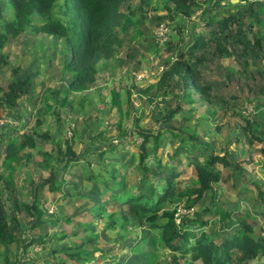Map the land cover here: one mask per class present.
<instances>
[{
	"label": "trees",
	"instance_id": "trees-1",
	"mask_svg": "<svg viewBox=\"0 0 264 264\" xmlns=\"http://www.w3.org/2000/svg\"><path fill=\"white\" fill-rule=\"evenodd\" d=\"M131 1L133 0H0L2 3L0 15L2 13L3 16L2 26L0 25V47L14 37L20 39L23 34L29 33L35 37L36 34L43 33V37L58 38L56 42L69 54L64 55L61 67L63 70L61 76L65 78V82L53 91L56 94L60 93L61 103L73 104L75 99L69 98L68 94L89 89L95 84L97 75L101 72L112 71L115 75L127 72L126 68L121 72L119 67L124 62L125 54L118 48L123 40L121 33L127 30L128 24L132 25L138 21L141 23L149 9H157L156 6L152 7V0H137L132 2L128 12L123 11L122 3H131ZM155 1L158 7L166 10L163 16H159L157 23L178 17L188 20L187 23H189L197 13H199V20H208L205 29L187 42L186 47L181 45L186 28L181 23H177L175 29L180 39L176 43V53H172V56L170 55L167 59H161L162 63L159 64L161 70L154 82H143L144 87H138L144 92H152L149 100L161 96L163 102L167 103L165 96L171 93L178 101L173 106L169 104L158 107L154 116L157 122L156 128L153 127L155 129L138 124L143 114L135 117L134 126L129 128L125 127L127 117L118 120L117 129L111 123L118 137L126 135L124 140L127 145L135 143L134 134L142 138L139 142L135 139L138 143V152L128 153L126 160L122 157L116 159L117 169L114 168L113 171L104 168V154L107 149L112 150L111 142L100 141L106 134L104 129L95 134L96 141L99 143H89L82 153L77 152L71 145V138L75 135L74 130L70 137L65 132L59 133L56 149L50 151L37 148L38 159H34L36 156L32 155L31 150L21 155L18 151L27 146L34 148L37 136L40 134L46 137L49 135L48 132L33 133V130L29 129L27 133L23 132L17 137H10L5 145L4 160L8 158L10 161L11 158L18 159L25 156L24 162L29 164L33 160L35 167L31 169L29 167L25 175L17 180L13 177L12 171L7 175L0 173V264H96L107 258L108 252L116 256L117 250L112 251L109 248V251L91 244L99 236L103 237L100 233L102 228H115L117 222L114 220H111L109 224L105 223L103 227H100L99 232H94L90 237H79V241L64 240L70 233L63 229L60 235L49 236L48 231L43 227L48 222L43 218V203L47 192L56 195L58 201L70 203L67 208H74L73 213L79 208H85L84 205L87 204L84 203L85 201L77 205L75 199L76 197L84 198L85 193L89 192L82 193L79 188H76L79 181H66L64 170L74 163L88 166L87 163L92 161L91 156L95 153H97L101 169L97 173L88 169L87 173L83 174V178L91 185L99 186L98 192L95 193L97 197L93 201V207L97 206L99 210L97 215H101V210L105 206L116 204L121 207V211L119 210L122 212L121 227L126 229L127 233L134 232L131 225L127 230L129 218L137 219L140 225L145 224L148 230L155 232L149 241L153 248L158 249L154 263L146 258L148 254L145 253L141 255L142 258L137 263L131 261L124 264H156V262L158 264L161 251L164 254H170L174 264H195V261H200L201 264H264V183L250 180L256 192L251 202L247 201L250 209L247 207L242 210L237 204L223 205L215 199V184L221 179L223 169L228 174L227 177L224 175V180H231L238 190L247 189L242 181L249 177L246 176L242 161H236L235 150L231 156L225 153L220 154L215 144L210 142L207 145L205 140L200 139L197 131L196 134L190 135L185 133L181 126L172 123L177 115L187 113L188 109L182 107L183 101L191 102L197 99L207 101L209 105L206 108V114L202 117L212 120L217 116L216 109L212 105L220 108L219 102L224 101V106H231L228 108L232 112V107L235 105L238 110L241 108L239 115L242 119L237 124L240 131L235 132L234 136L235 148H238L239 141H248L250 144L256 140L264 142V116L257 118L251 112L243 113V107L237 106L238 103L234 100L237 95L232 91L231 85L222 83L217 85L215 90L213 81L206 78L204 72L205 63L211 66V62L217 55L245 61L244 70L248 76L244 78V85L250 95L264 97V64L261 63V60H264V32L258 31L264 28V0H247V3L240 8H235L238 6L237 1L227 0L224 3L227 5L223 4L224 8L218 13H212V11L217 8L221 0ZM210 2L212 4L208 6ZM67 11L70 16L66 15ZM79 18L81 21L78 20ZM254 24H259V29H253ZM137 30L139 31L138 28ZM135 34L138 32L135 31ZM49 42L42 39L41 45L45 52ZM164 42L171 46L170 39ZM164 42H161L159 46L162 49L165 47ZM38 51L33 54L36 55ZM39 53L41 54V51ZM126 54L134 55L131 50H128ZM1 56L0 67L8 63L3 61ZM43 57L46 58V56ZM39 58L37 55V62L40 61L41 58ZM251 64L255 69L249 68ZM124 65L122 64V68ZM9 70L15 75L5 80L6 87L0 85V89L3 90L0 95V114L3 111L10 113L11 109L17 108L20 101L31 99L35 92V83L30 73H20L18 66H9ZM174 84L178 85L177 91H175L176 87H173ZM112 93V103L120 104L119 92L112 90ZM56 94L53 97L55 99ZM49 96L52 97L48 91L45 99ZM53 108L58 110L55 105ZM47 112V109H40L38 116L41 117ZM234 112L237 113V111ZM57 118L59 119L60 116L57 115ZM175 139L178 140L177 143H174ZM148 141L150 144H147ZM164 146L172 149L167 156L168 159L172 158L173 162L180 163L182 161L178 158V154L185 152L187 160L193 165L195 177L191 178L184 187L177 183L180 180L177 178L179 172H176V169L167 171L161 161L158 148ZM207 146L212 147L211 150L202 151L206 150ZM227 153L230 152L227 151ZM81 161L84 163H80ZM133 165H137L139 173L137 176L134 175L135 185L131 188L129 182L124 180L127 174L126 168ZM6 166L12 170V164ZM38 170L44 171L46 176H38L36 174ZM157 174L165 176L160 179L161 182L152 183ZM30 188L31 200L27 195ZM90 194L94 196L93 191ZM144 197H146L145 200ZM208 197H213L212 203H209ZM198 201L204 202L203 206L197 204ZM168 204L172 206L167 207ZM63 206L61 203V209ZM258 208L263 209L260 215H256L259 212ZM181 209L185 211L181 212ZM221 211L224 212L225 216L222 217L224 220L231 215L235 216V219H229L235 226L230 230H224L223 233L220 229L209 228L210 221L217 215L220 216ZM93 215L96 216V213ZM252 216L260 217L261 221L252 219ZM71 218H76V215L71 217L68 214L66 222L70 224ZM253 222L260 227V233L257 236L252 233ZM79 224L82 228L73 229L71 233L80 234L88 227L93 229L95 223L83 221ZM35 227H41L40 233L31 234ZM51 240L55 242L47 248V243ZM12 243H15L14 246L11 245ZM33 244H40L42 251L33 252L22 260V255H27ZM167 259L170 260V256ZM179 259H182V263L178 262ZM114 261L118 262L119 258L116 257ZM122 262L125 260L120 261L119 264Z\"/></svg>",
	"mask_w": 264,
	"mask_h": 264
},
{
	"label": "rangeland",
	"instance_id": "rangeland-1",
	"mask_svg": "<svg viewBox=\"0 0 264 264\" xmlns=\"http://www.w3.org/2000/svg\"><path fill=\"white\" fill-rule=\"evenodd\" d=\"M137 1L133 0L131 3L124 2L122 3V10L125 12L129 11L130 5ZM215 1V0H214ZM227 0H223L220 2V5L223 4ZM243 4L247 3V0H242ZM133 2V3H132ZM6 3V2H4ZM152 7L157 9H149L146 17H144L141 23L136 22L135 24L129 25L126 27L127 30L121 33L122 43L118 47L121 53H125L123 55L124 62L122 64H126L128 66L127 72L123 74H117L111 72L100 73L97 75V80L95 84L91 85L89 89L76 92L69 93V98L72 97L75 99V102L71 104L61 103L60 101V93H54V88H60L61 83L65 82V78L62 75V62L64 60L63 53L61 51L62 47L58 44L59 39L55 36L43 37V33L36 34V37L29 33L28 35L23 34L20 39L12 38L9 41L5 42L3 47H0V55L3 61L8 62L7 65L0 67V85L6 87V81L10 78L11 75H15L13 72L9 70V66L14 67L18 66L20 68V73H30L32 75V79L35 83L34 87V96L30 99L29 103L26 105L25 110L23 111L24 119L27 120L24 123L22 120L20 124L16 125H6L14 126L18 128L12 137H17L20 133H27L29 129L33 130V133L39 132H48L49 135L44 137L40 134L37 136L34 148L25 147L23 149L20 148L18 151L19 155L25 153L27 150H31L33 152V156L38 154L37 148L47 149L50 151H54L58 146L57 142V134L65 132L68 137L72 134L74 130L75 135L74 138H71L73 148L78 152H84L83 149L89 146V143L98 144L99 141H96L95 134L98 133L101 129H104L106 134L102 136L100 141L102 142H111V147L113 150H109L105 152V162L104 168L108 171H113L114 168L117 169V160L119 157H122L124 160L127 159L128 153H137V142L141 139V136L134 134L135 143L132 145H127L125 142V137H118L114 127L118 128V120L123 117H127L128 120L125 123V127H132L135 124V117L142 115V118L139 120V125L151 126L152 129L156 128L157 122L154 120L155 111H157L158 107L161 105H169L172 106L176 104L178 101L177 98L173 97L172 94H168L165 96L166 102H163L161 96L153 100H149V96L152 94L151 91H142L139 88L144 87L145 84L143 82H154L158 74L161 70V66L159 65L161 59L172 56L177 49L176 43H178L179 39L177 31L175 29V25L177 23H181L185 26L186 31L184 33V40L181 41V45L186 47L187 42L191 40V38L196 34L195 26L198 27L200 25H206V21L202 20L199 22V16H195L189 23L188 20H182L181 18H176L174 20H161L159 23V16H163L166 10L161 9V7L157 6V2L152 0ZM227 5V4H224ZM128 6V7H127ZM243 6V5H242ZM0 8H2V3L0 2ZM224 7H218L213 9V13H218ZM235 8H240V6H236ZM67 16H70L68 11L66 12ZM79 21L80 18L78 19ZM195 22V24H193ZM3 16L2 13L0 15V25L2 26ZM162 23H166L168 25V32L166 33L164 38H160L159 41L155 38V30L156 36L161 35L165 27L162 26ZM81 27V24H79ZM253 29H259V24L252 25ZM139 29V32L137 30ZM195 30V32H194ZM204 30V29H203ZM199 30V33L201 31ZM135 31L138 34H135ZM258 31L264 32V28L259 29ZM50 41L48 44V49L44 50L41 45L42 39ZM170 39L169 46L168 44L163 43L165 45L164 49L160 48L161 42L163 40ZM165 40V41H166ZM62 43V42H61ZM159 43V44H158ZM175 44V45H174ZM158 45V46H157ZM158 49V51H156ZM41 51V54L38 53L35 55L33 52ZM128 50H131L134 55L130 56L126 54ZM43 52V53H42ZM119 52V55L122 56ZM176 53V52H175ZM37 55L41 58L39 62H37ZM42 55V56H41ZM50 55V56H49ZM43 56H46L43 57ZM49 56V59L48 57ZM163 61V60H162ZM261 63L264 64V60H261ZM121 64V65H122ZM126 66V67H127ZM121 67V66H119ZM205 73L206 78L211 79L215 87L213 89L216 90L217 85H221L222 83H227L231 85V89L237 97L234 99L237 101V106H246V103L252 104L253 108L255 106H260L264 109V101L263 99H258L257 95H250L243 81L244 78L248 76L245 72V61H237L235 58H230L228 56H216L215 59L211 62V66L205 63ZM250 69H255L252 67V64L249 66ZM102 69V68H100ZM102 71V70H101ZM135 78V79H134ZM119 87L121 89H119ZM139 87V88H138ZM173 87H176L175 91H177L178 85L174 84ZM112 90H117L119 92V102L120 104L112 103ZM50 92L52 97H48L45 99V94ZM174 90H172L173 92ZM3 90L0 89V95ZM56 94V99L53 98ZM79 95V96H78ZM239 95V96H238ZM264 95V94H263ZM77 96V97H76ZM86 96V97H83ZM76 97V98H74ZM197 99V98H196ZM221 104L220 108L212 105L217 112V116H215L214 120L211 118H203L206 114V108L209 103L207 101L197 99L192 100L191 102L183 101L182 107L184 109H188L187 113H180L173 119V124L176 126H181L185 133L193 135L192 133L199 134L200 139L206 141V144H210V142L216 144V150L220 151V154L225 153L228 156H231V153L235 150L236 153V161H242L243 169L246 173V176L249 178L247 180L242 181L244 186L247 187L245 190L237 189L231 180H224V175L227 177L226 170L223 169V174L221 179L215 184L216 194L215 199L221 202L223 205H240L241 209H250L248 200H252L255 196L256 192L254 189V184L250 181L251 179L259 178L264 179V142L263 141H254L250 144L248 141H239L238 148H235L234 140L235 137L231 135L232 130H236L238 128L237 123L241 121V116L239 115L238 108L236 105L233 108V112L230 108L231 106H224L225 102H219ZM58 107V110L54 109ZM47 109V113L43 116H38L40 109ZM234 111H237L235 113ZM50 112V113H49ZM57 115L60 118H57ZM246 116V115H245ZM39 117V118H37ZM62 117V118H61ZM18 122V120H17ZM113 123L114 127L111 126ZM23 124V126H22ZM111 126V127H110ZM25 127V128H24ZM106 127V129H105ZM155 127V128H153ZM2 127L1 129H3ZM168 134V132H166ZM2 135V134H1ZM231 135V140L229 136ZM3 143H2V156H0V173L3 174H11L13 172V177L17 180L19 177L21 179L22 176L25 175L27 169L34 168L33 160L29 162V164L25 163V156H21L17 159V157L11 158L10 161L5 157V145L7 140H4V136L2 135ZM119 142L114 143L118 140ZM230 141H229V140ZM99 140V139H98ZM178 140L175 139L174 143H177ZM150 141L147 142V144ZM198 143L197 141H194ZM199 144V143H198ZM108 146V145H107ZM164 148V149H162ZM212 147L207 146L206 150H202L207 152L211 150ZM125 151H122V150ZM227 149V150H226ZM172 151L171 147L164 146L158 148V154L162 158V162L165 165V169L167 171L171 169H176V172H179L177 178L180 179L177 181L178 185L184 187L191 178L195 177L193 173V165L189 163L187 160V155L185 152H181L178 154V158L182 162L175 163L174 159H168V155ZM229 151L230 153H227ZM87 152V151H86ZM191 152V151H190ZM91 157L94 158L91 162H88V166H81V164L74 163L70 164L67 170H64V179L66 181H79V184L76 188L80 189V192L84 193L88 191L89 193H85L86 197H76L77 205H80L83 201L87 203L85 208L77 209L76 212L73 213L74 208L68 209L67 201L57 200L56 195L51 192L46 193V200L43 203L44 216L43 218L47 219V224L43 225L44 229L47 230L49 236H58L60 232L63 230L68 231L70 234L66 236L64 240H74L79 241V237H90L94 234V232H99L100 227L103 225L109 224L111 220L117 222L115 228H102L100 233L103 237L99 236L97 240L92 241L91 244H96L99 247L104 249L111 248L112 251L117 250L116 256L114 254H108V257L100 260L96 264H119L120 261L125 260L122 264L126 262H134L137 263L139 259L142 258L141 255L147 253V259H149L152 263L156 260V254L158 249L156 247H152L149 243L150 239L153 237L155 232L148 230L144 225H140L138 220L135 218H129L127 223L128 226L133 227V231L126 232V229L121 227L122 217L120 211L121 209L119 205L111 204L109 210H101V215H97L98 209L93 207V201L96 199L97 194L95 191L99 190V186H93L90 182L86 181L83 178V174L87 173L88 169L97 173L101 169V164L98 161L97 153L93 154ZM39 156H36L34 159H38ZM92 158V159H93ZM151 162V157L149 158ZM235 158L233 157V160ZM80 163H84L81 161ZM106 163V164H105ZM12 164V170H10L6 165ZM131 164V163H129ZM125 167V163H123ZM121 169V171L124 169ZM170 168V169H169ZM231 170V169H230ZM255 172V174H254ZM126 179L125 182L128 181L131 188L135 185V176L138 175L139 169L137 165H133L131 167L126 168ZM157 173V172H156ZM36 174L38 176H46L45 172L37 171ZM165 175L157 174L155 176V180L152 183L161 182L160 179H163ZM120 177V175H119ZM79 178V179H78ZM109 180V177H107ZM27 181V180H26ZM101 183V181H100ZM241 183V182H240ZM264 183V181H263ZM79 189H76L79 191ZM28 192V197L30 200L32 199L31 188ZM94 192V196L91 193ZM57 192V191H55ZM81 194V193H80ZM93 199V200H92ZM144 200L146 197L143 198ZM209 203H212L213 197H208ZM52 201L54 203L48 202ZM61 203H63V208L61 209ZM204 202L198 201L197 204L202 205ZM172 205H167L170 207ZM203 206V205H202ZM206 206V203H205ZM99 207V206H98ZM52 209L48 211V209ZM107 209V208H106ZM259 212L256 215H260L263 213V209L258 208ZM222 212V213H221ZM220 216H216L214 220L210 221L209 228L210 229H223L229 230L233 228L235 224H231L229 219H235L234 215H231L226 218V220L222 219L224 217V212L221 211ZM96 213V216L93 215ZM70 214L71 217L76 215V218H71V223L66 222L67 215ZM218 214V212H215ZM214 214V215H215ZM21 215V214H20ZM252 219H259L260 217L252 216ZM79 221V222H76ZM94 222V228L91 227L86 228L85 231H82L80 234H73L71 231L73 229H81V225L79 223ZM253 227V235H258L260 232V227L256 222L252 223ZM41 227H35L31 234L40 233ZM104 229V230H103ZM137 235V236H136ZM136 236V237H134ZM218 240H220L218 238ZM63 241V240H61ZM55 242V240H51L47 243V248ZM15 243L11 245L14 246ZM115 245V246H114ZM41 248L40 244H33L29 249V253L27 255H22L23 258L30 256L33 252H38ZM91 249V247H88ZM42 251V250H40ZM110 251V250H109ZM163 253V254H162ZM166 255L169 256L166 257ZM116 257L119 258L118 262L114 260ZM168 261V262H166ZM178 262L182 263V259H179ZM157 264V262H156ZM158 264H174L172 262V256L170 254H164L161 251L160 256L158 257ZM195 264H201L200 261H195Z\"/></svg>",
	"mask_w": 264,
	"mask_h": 264
},
{
	"label": "crops",
	"instance_id": "crops-1",
	"mask_svg": "<svg viewBox=\"0 0 264 264\" xmlns=\"http://www.w3.org/2000/svg\"><path fill=\"white\" fill-rule=\"evenodd\" d=\"M232 2H236L237 0H231ZM238 2V1H237ZM243 4V2H241V4L240 5H242ZM218 7H223L222 5H217V8ZM66 54H68V53H66ZM65 54V55H66ZM48 57V59H49V56H47ZM30 73H33V72H30ZM23 74H27V73H23ZM33 98V97H32ZM31 98V99H32ZM262 98V97H261ZM261 98H259L258 97V99H261ZM263 99V101H264V98H262ZM30 100V99H29ZM29 100H22V101H20L18 104H17V108L16 109H11V111H10V113H12V114H10L12 117H14L16 120H18V122L17 123H19V125H21L20 124V121L22 120L24 123H26L27 122V120L25 121V119H24V115H23V111L25 110V107H26V105L30 102ZM6 111H3L1 114H3V113H5ZM252 114H254L257 118H259V117H261V116H264V109H262V107H260V106H255L254 107V110H253V112H252ZM239 123V122H238ZM237 123V124H238ZM22 126H23V124H22ZM25 128V127H24ZM16 130H18V128H15L14 126H7V127H5V128H3V129H1L0 130V133L4 136V140L6 139H9L10 137H12L11 135H14L15 134V132H16ZM29 131V130H28ZM240 131V127H238L236 130H232L231 131V134L233 135V136H235V132H239ZM229 138H230V136H229ZM230 140H231V138H230ZM229 140V141H230ZM235 143V142H234ZM215 146H216V144H215ZM112 150H113V148H112ZM2 147L0 146V156H2ZM254 180H258V181H261V182H263L264 181V179H259V178H255ZM248 201H250V200H248ZM251 202V201H250Z\"/></svg>",
	"mask_w": 264,
	"mask_h": 264
},
{
	"label": "clouds",
	"instance_id": "clouds-1",
	"mask_svg": "<svg viewBox=\"0 0 264 264\" xmlns=\"http://www.w3.org/2000/svg\"><path fill=\"white\" fill-rule=\"evenodd\" d=\"M204 1H206V0H204ZM207 1H209V0H207ZM214 1V0H213ZM238 1V6H242V5H245V4H242V5H240L241 4V2H243L242 0H237ZM251 1V0H250ZM221 2H222V0H221ZM212 4V2H210V3H208V6H210ZM219 5V4H218ZM199 11V10H198ZM212 13H213V11H212ZM195 16H199V13H197L196 15H194L193 16V18L195 17ZM199 22H201V19L199 20ZM162 26H164L165 27V30H164V32L161 34V35H159V36H156V39L159 41L160 40V38L162 39V38H164L165 37V35H166V33L168 32V25L166 24V23H162ZM195 29H196V34L195 35H197L198 33H199V30H203V29H205V25H200V26H198V27H195ZM194 32H195V30H194ZM202 32V31H201ZM155 34H156V31H155ZM194 35V36H195ZM193 36V37H194ZM192 37V38H193ZM192 38H191V40H192ZM183 39H185L184 37H183ZM166 40V39H165ZM165 40H163L162 42H164ZM61 51H62V53H63V57H64V55L66 54V53H68V51H64L63 49H61ZM69 54V53H68ZM50 56V55H49ZM127 65L125 64L124 65V68H122V65H121V72H122V70H125V68H126V70L125 71H127V69H128V66L126 67ZM253 96H256V95H253ZM257 97H259V96H257ZM264 98V97H263ZM242 107H243V109H242V112L243 113H245V114H248V113H252L253 112V110H254V108H253V105L252 104H249V103H246V106H243L242 105ZM0 115H5V116H8V117H11L13 120H15V122L14 123H10L9 125H16L17 124V120L14 118V117H12L9 113H3V114H0ZM8 125V124H7ZM5 128V127H4ZM1 130V129H0ZM0 140H1V143H0V146L2 147V143H3V138H2V135H1V133H0ZM10 139V138H9ZM142 139V138H141ZM140 139V140H141ZM8 140V139H7ZM139 140V141H140ZM119 141V139L116 141V142H114V143H117ZM138 141V142H139ZM5 155V154H4ZM3 160H4V158H3ZM92 160H94V159H92ZM96 192H98V190L97 191H95V193ZM100 198H102V194H100ZM48 202H51V203H54V202H52V201H48ZM45 203V202H44ZM111 204H109L108 206H110ZM108 206H105L104 208H103V210H109V207ZM107 208V209H106ZM123 208H126V207H123ZM48 209V208H47ZM52 210V209H51ZM51 210H49L48 209V211H51ZM120 209H118V211H119ZM230 230V229H229ZM220 231H221V233H223V229H220Z\"/></svg>",
	"mask_w": 264,
	"mask_h": 264
},
{
	"label": "built area",
	"instance_id": "built-area-1",
	"mask_svg": "<svg viewBox=\"0 0 264 264\" xmlns=\"http://www.w3.org/2000/svg\"><path fill=\"white\" fill-rule=\"evenodd\" d=\"M15 120H13L11 117L0 115V129L2 127H6L7 124L14 123ZM1 139V138H0ZM1 143V140H0ZM51 210V209H49ZM185 211L184 209H181V212Z\"/></svg>",
	"mask_w": 264,
	"mask_h": 264
}]
</instances>
